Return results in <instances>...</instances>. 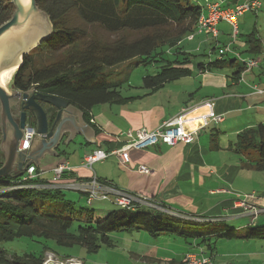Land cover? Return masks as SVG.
Here are the masks:
<instances>
[{"label": "trees", "instance_id": "16d2710c", "mask_svg": "<svg viewBox=\"0 0 264 264\" xmlns=\"http://www.w3.org/2000/svg\"><path fill=\"white\" fill-rule=\"evenodd\" d=\"M37 5L50 16L54 31L24 56L23 64L12 77V86L20 90L36 87L62 97L81 109L88 121L97 105L128 103L193 73V54L184 49L183 42L197 32L203 12V6L194 0H37ZM14 10L12 0H0V26L11 19ZM74 15L89 26L118 36L110 41L99 40L95 35L90 38L85 27L74 23ZM256 33L246 35L249 47L245 51L260 53ZM226 55L199 61L198 68L211 71L234 67L239 61L232 76L240 75L243 63L233 54ZM125 63L126 68L114 72L115 67ZM139 65H156L160 70L143 77L146 94L125 95L123 89L130 83V70ZM237 144L240 150L256 151L259 159L255 167L264 170V123L241 131ZM22 176L0 177V264H43L47 250L52 249L48 245L40 252L21 254H9L3 247L4 242L19 237L53 240L65 247L81 245L90 253L111 245L113 233L125 230L199 240L198 245L208 247L203 248L207 253L213 240L220 238L264 239V224H251L238 231L231 226L218 227V223L208 226L211 222L206 218L154 209L158 214L151 207L145 211L143 206L116 205L104 218L95 219L93 210L78 206L64 188L48 187L52 180L47 183L38 177L29 182L40 187H26L22 186L26 184Z\"/></svg>", "mask_w": 264, "mask_h": 264}, {"label": "crops", "instance_id": "0c3cea01", "mask_svg": "<svg viewBox=\"0 0 264 264\" xmlns=\"http://www.w3.org/2000/svg\"><path fill=\"white\" fill-rule=\"evenodd\" d=\"M210 1L220 2L222 6H231L241 0ZM202 6L203 12H207V0L205 8L204 5ZM262 14L263 16H261ZM239 30V37L232 46L244 57L258 58L259 60V64L246 72L245 75L232 76L233 71L230 72V70L233 66L202 71L198 68V62L193 59L192 74L167 82L153 93L146 94L147 90L143 97L124 104L97 105L89 114L90 121L86 119L83 112L84 119L94 131L89 132L86 136L77 135L73 139L76 140L78 136H81L79 139L81 152H76L72 157H63V154H67L65 146L68 145V142L59 146L57 155H51L55 157V161H58L53 164L68 162L73 168L72 173H66L59 184L63 188L80 191V198L85 200V193L77 186L82 182H89L92 177L96 176L100 181L107 182L116 188L149 198L154 204L160 206V208L151 207L158 211L193 216L199 219L206 218L210 222H220L218 227L231 226L238 231H244L248 225L259 224L256 222L260 220L259 216L264 211L255 216L250 210L245 211L240 203L247 201L251 207L264 208V170L255 167L259 159L258 153L252 150H240L237 141L241 131L264 123V2L258 10L247 11L240 16ZM220 31L217 39L202 33L203 36L200 37L202 47L210 49V52L215 48L213 53H216L218 52L217 46L230 43L232 39L229 42L228 40L222 41V39L225 40L227 33L225 30L220 29ZM253 31H257L256 35L260 39L261 51L258 54L245 51L249 47L246 44V35ZM195 39L188 38L191 42ZM195 46L191 45V48L193 49ZM191 81L197 82L196 90H193ZM172 84L177 85L178 90L177 92L171 90L173 97L171 100H167L164 93L167 87ZM205 99L215 101L216 112L222 114L224 120L216 122L211 119L204 127L199 126L198 120H191L188 126L198 128L196 141L192 143L179 142L172 146L159 143L145 149L132 148L128 151L129 166L122 164L119 157L113 155L117 157L118 161L113 170L101 168L100 165L97 170L93 168L92 171V169L83 166L85 156L93 150L97 148L110 150L121 146L127 138V130L139 128L153 130L163 121L178 114L182 108L196 105ZM0 153L2 156L0 162H2L5 155L1 149ZM48 155L46 154L41 159L39 166L35 165L39 178H41L40 172H42L39 170L40 167L51 166L47 160ZM43 159L46 160L45 164H42ZM100 164L104 166L107 162ZM142 164L149 166L151 172H140L139 166ZM246 170L259 171L262 172V175H254L255 172L245 174ZM52 179L43 180L48 183ZM47 185L51 186V184ZM248 193L254 194V197H244L243 199V196ZM102 201L104 200H99V202ZM142 206L148 207L147 205ZM244 217H251V219L235 226V222ZM181 238L183 239L182 236ZM184 239L189 247L183 249L181 253L165 249L163 254H159L161 258L154 259L159 258L170 264H183L186 253L194 250L193 247L198 250L208 248L204 244L198 245L199 240ZM223 239L213 240L212 249L207 250L214 264H230L231 260L226 257L240 253L237 250L228 253L231 246L221 253L225 243ZM221 243H223L222 246H220ZM174 255H180V259L178 260ZM219 256L223 257L222 261L218 260Z\"/></svg>", "mask_w": 264, "mask_h": 264}, {"label": "rangeland", "instance_id": "374dc122", "mask_svg": "<svg viewBox=\"0 0 264 264\" xmlns=\"http://www.w3.org/2000/svg\"><path fill=\"white\" fill-rule=\"evenodd\" d=\"M204 5L205 8V1L206 0H194L195 3H198ZM215 1V0H213ZM264 2V0H262ZM263 12V11H262ZM263 16V14L261 15ZM73 21L76 25L85 27L89 32V37L91 38L94 35L99 38V40L102 41H110L115 38V36H118L117 34L112 35L102 28H99L97 26H89L85 24V22L79 18L77 15L73 16ZM219 28L221 30H225L227 33L225 35V40L222 39V41H226L230 39H233V31L232 27L229 23L226 21H221ZM240 31V30H239ZM202 33L198 34H191L188 37L184 39L183 46L185 50L192 51L193 59L196 62L199 61H208L211 59H214L218 56V52L212 53L210 56V49L202 47L200 42V37ZM197 36V39L195 37ZM239 37V34H238ZM194 40L195 41H189L188 40ZM232 41V40H231ZM194 42V43H193ZM191 45H196L193 49L191 48ZM198 47V48H196ZM207 53V54H206ZM206 54V55H205ZM238 63L235 64L233 68H231L230 72L235 70ZM128 63L121 64L114 68V72L117 73L119 70H123L126 68ZM233 69V70H232ZM160 68L156 65H139L134 67L130 70V83H126L124 85L123 93L125 95H132V94H140L143 95L147 92V89L143 87V77L145 75H154L156 74ZM17 72V71H16ZM15 72V73H16ZM14 73V74H15ZM12 75V77L14 76ZM193 82V83H192ZM191 84H193V90H196L197 88V82L191 81ZM163 87V86H162ZM12 88V78L7 84V89L10 91ZM178 86L177 85H170L165 90V99L171 100L172 93L171 90H176ZM167 91V92H166ZM177 99V98H176ZM174 102V101H173ZM175 105V104H173ZM81 136H78L76 140H73L68 143V145L65 146V149L67 151V154H63L64 156L72 157L75 155L76 152H81L79 150L80 148V141L79 139ZM64 144V143H62ZM63 146V145H62ZM63 148V147H62ZM2 159L1 153H0V161ZM48 163L50 162V165L48 168L46 166L40 167L41 178L44 180H50L54 176V169L56 168L58 161H55V157H52L50 154L47 156ZM72 161H74L72 159ZM101 162H107L106 165L103 166V164H100ZM46 160H42V164H45ZM97 163V164H96ZM94 163L93 168L97 170V168L101 165V168H110L113 170V168L118 164L117 157L113 155H109L108 158H106L103 161H98ZM96 164V165H95ZM51 168V170H49ZM251 172L254 175H262V172L259 171H245V174H251ZM52 187V186H49ZM64 191L66 192L68 198L74 200L78 206L87 207L93 210L94 212V218L95 219H101L104 218L109 209H113L116 205L112 201L104 200L102 202H99V200L94 201L91 204H88L86 199H81V193L80 191H77L76 189H69L64 187ZM245 195V194H244ZM245 196H243L244 199ZM98 201V202H97ZM145 211L148 210L147 207H144ZM151 211L155 213H160L157 210L151 209ZM253 216V215H251ZM254 217V216H253ZM260 220H258L256 223L264 224V213L261 214ZM242 220H237L235 222V226L241 225V223H244V221H248L251 219V217L247 218H241ZM220 222L213 221L211 223H208L207 225H213ZM206 225V224H205ZM205 225H200L199 227H204ZM186 226V225H185ZM241 227V226H240ZM113 243L111 245H103L99 251L90 253L88 252L83 246L81 245H75L72 247H65V246H59L57 245L53 240H45L43 238H29V237H19L15 240L4 242L3 247L7 249L9 254L13 253H24L27 251H35L40 252L44 245H48L52 247V249L47 250L46 256L49 253H55L57 256H59L62 259L69 258L68 256H73V258L80 260L84 264H170L168 261L161 260L159 258V254H163L165 249L168 250H174L177 253H181L183 249H186L189 247L188 243L184 241L181 238V236L173 234V235H159V236H153L150 233L144 231V230H125V231H119L113 233ZM223 243L220 244V246L223 247L221 250V253L227 247L230 248L228 253L234 252L235 250L239 251V254L235 255H229L226 257L227 259L231 260L230 264H264V239H252V240H246V239H223ZM164 249H163V248ZM193 249H195L193 247ZM220 255V254H219ZM156 257H159L157 259H154ZM175 258L178 260L180 259V255H174ZM218 260L222 261L223 257L219 256Z\"/></svg>", "mask_w": 264, "mask_h": 264}, {"label": "water", "instance_id": "95a60500", "mask_svg": "<svg viewBox=\"0 0 264 264\" xmlns=\"http://www.w3.org/2000/svg\"><path fill=\"white\" fill-rule=\"evenodd\" d=\"M12 2L15 5L13 15L0 26V71L16 64L19 69L24 56L54 31L50 16L38 7L37 0ZM15 108L20 109V113H16ZM0 125V149L5 155L0 177L22 176L29 166H39L46 154L57 155L62 143L67 144L77 135L86 136L94 131L84 119L83 111L62 97L13 86L9 91L2 84ZM25 132H33V140L29 148L20 150V140Z\"/></svg>", "mask_w": 264, "mask_h": 264}, {"label": "built area", "instance_id": "2783aa9c", "mask_svg": "<svg viewBox=\"0 0 264 264\" xmlns=\"http://www.w3.org/2000/svg\"><path fill=\"white\" fill-rule=\"evenodd\" d=\"M262 0H241L231 6H222L220 2H211L207 0V12H202L198 19L197 32L210 35L217 39L221 33L219 24L221 21H226L232 27L233 39L230 43L219 48V56L226 54H233L236 56L244 66L241 75L259 64L258 58L244 57L242 53L233 48L232 44L237 40L239 34V18L247 11L258 10L262 7ZM243 79V78H242ZM216 103L213 99H205L193 106H186L173 117L162 122L157 128L150 130L148 128H139L137 130L129 129L126 131V140L121 146L114 149L97 148L85 156L83 166L87 168L93 167L94 163L103 161L109 155H117L122 164L129 166L128 151L132 148L145 149L156 144L162 143L167 145H175L179 142L192 143L198 138V128H190L188 126L191 120H198L199 126H206L209 121L215 120L221 122L224 116L216 112ZM33 132H25L20 140L19 149L29 148L33 140ZM73 168L68 163H60L54 169V177L51 181V186L62 187L59 182L66 173H72ZM139 171L143 173H150L149 166L142 164L139 166ZM38 176L37 167L31 165L27 168L22 176V181L26 187H38L37 184H32L29 180H33ZM30 183V184H29ZM86 194V201L91 204L95 200H110L115 205L122 208H134L135 206L147 205L148 207L160 208L154 204L149 198L141 196L136 193L129 192L124 189H119L113 185L100 181L96 176L92 177L89 182H82L78 186ZM246 198H253L254 194L248 193ZM246 200V199H245ZM240 205L245 211L250 210L253 215H258L264 211L261 207H251L248 202L242 201ZM166 209V208H161ZM167 210V209H166ZM73 261H78L75 258L62 259L55 253H49L45 256L43 264H73ZM183 264H214L212 257L204 251L203 248L199 250H191L186 253Z\"/></svg>", "mask_w": 264, "mask_h": 264}, {"label": "bare ground", "instance_id": "6f19581e", "mask_svg": "<svg viewBox=\"0 0 264 264\" xmlns=\"http://www.w3.org/2000/svg\"><path fill=\"white\" fill-rule=\"evenodd\" d=\"M2 46H0V51H1ZM18 64L8 67V68H4L2 71H0V84H2L3 86L7 87V84L9 83V81L12 78V75L18 70ZM39 177V174L36 178ZM35 178V179H36ZM53 180V179H52ZM52 184V183H51ZM41 185H39L38 187H40ZM49 187V186H48ZM54 187V186H52ZM54 188H63V187H54ZM86 196V194H85ZM73 264H80L78 261H73Z\"/></svg>", "mask_w": 264, "mask_h": 264}, {"label": "flooded vegetation", "instance_id": "af4514ba", "mask_svg": "<svg viewBox=\"0 0 264 264\" xmlns=\"http://www.w3.org/2000/svg\"><path fill=\"white\" fill-rule=\"evenodd\" d=\"M30 89H34V90H39V91H41V92H44V91H42V90H40V89H38V88H36V87H32V88H30ZM44 93H46V92H44ZM45 106H48L47 104H45ZM14 111L16 112V113H20V109L18 110L17 108H15L14 109ZM28 113H30V111L28 110ZM31 114V113H30ZM1 136H2V130H1V125H0V138H1Z\"/></svg>", "mask_w": 264, "mask_h": 264}]
</instances>
